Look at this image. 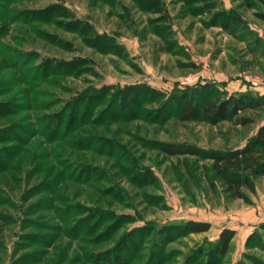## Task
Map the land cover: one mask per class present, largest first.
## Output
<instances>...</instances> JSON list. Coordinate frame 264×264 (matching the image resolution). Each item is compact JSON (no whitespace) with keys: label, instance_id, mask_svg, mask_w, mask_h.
Returning a JSON list of instances; mask_svg holds the SVG:
<instances>
[{"label":"rangeland","instance_id":"obj_1","mask_svg":"<svg viewBox=\"0 0 264 264\" xmlns=\"http://www.w3.org/2000/svg\"><path fill=\"white\" fill-rule=\"evenodd\" d=\"M230 15L264 37V0H0V264H264V176L247 204L212 190L209 161L159 149L243 143L241 128L181 125L172 101L203 84L264 94ZM161 17L180 55L160 51ZM142 85L163 96L124 99Z\"/></svg>","mask_w":264,"mask_h":264},{"label":"trees","instance_id":"obj_2","mask_svg":"<svg viewBox=\"0 0 264 264\" xmlns=\"http://www.w3.org/2000/svg\"><path fill=\"white\" fill-rule=\"evenodd\" d=\"M158 13H162L161 10ZM227 24L230 34L237 41L245 43L254 61L264 63V37L239 16L230 15ZM153 32L160 40L161 52L173 55L182 53L176 33L164 17L159 18ZM183 55L190 58L188 52ZM202 91L205 92L203 96L200 95ZM145 92L151 96H163L157 89L142 85L127 88L124 99L136 102ZM172 101L177 105V121L183 126L202 123L209 128L228 125L229 131L243 129L240 132L245 135L243 143L226 149L206 150L190 144H160L159 149L169 156H193L209 161V171L213 178H207L212 190H216L218 181L229 197L250 204L251 196L257 193V179L264 176V94L251 91L229 94L215 89L212 85L203 84L174 95ZM183 228L188 233L198 234L208 232L211 224L188 221ZM236 233L233 228L226 227L221 230L215 245L216 258L222 259L227 255ZM251 238L252 236L247 239V244ZM107 264L129 262L122 254L117 253L107 260Z\"/></svg>","mask_w":264,"mask_h":264},{"label":"built area","instance_id":"obj_3","mask_svg":"<svg viewBox=\"0 0 264 264\" xmlns=\"http://www.w3.org/2000/svg\"><path fill=\"white\" fill-rule=\"evenodd\" d=\"M249 82H250V85H251L253 88H260L261 85L263 84V83L260 82L258 79L249 80Z\"/></svg>","mask_w":264,"mask_h":264}]
</instances>
